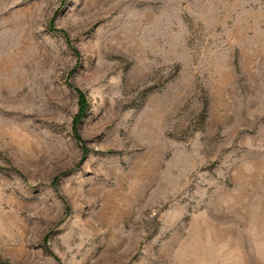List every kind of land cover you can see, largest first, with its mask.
I'll use <instances>...</instances> for the list:
<instances>
[{
	"label": "rangeland",
	"instance_id": "rangeland-1",
	"mask_svg": "<svg viewBox=\"0 0 264 264\" xmlns=\"http://www.w3.org/2000/svg\"><path fill=\"white\" fill-rule=\"evenodd\" d=\"M0 264H264V0H0Z\"/></svg>",
	"mask_w": 264,
	"mask_h": 264
}]
</instances>
